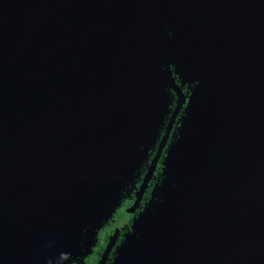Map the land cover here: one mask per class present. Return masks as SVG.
Listing matches in <instances>:
<instances>
[{"label":"water","instance_id":"water-1","mask_svg":"<svg viewBox=\"0 0 264 264\" xmlns=\"http://www.w3.org/2000/svg\"><path fill=\"white\" fill-rule=\"evenodd\" d=\"M172 59L198 88L125 263L264 264V0H0V264L141 159Z\"/></svg>","mask_w":264,"mask_h":264},{"label":"flooded vegetation","instance_id":"flooded-vegetation-1","mask_svg":"<svg viewBox=\"0 0 264 264\" xmlns=\"http://www.w3.org/2000/svg\"><path fill=\"white\" fill-rule=\"evenodd\" d=\"M170 65L175 83L184 95L183 101L173 115L177 93L167 84L163 86L166 107L141 159L128 160L123 169H115L104 178L82 213L75 219L62 221L52 233L51 241L24 247L22 255L2 264H126V242L134 234L137 222L147 214L162 218L164 204L170 202L174 184L167 172L176 160L173 152L185 135L189 105L198 88L194 81L179 75L175 59Z\"/></svg>","mask_w":264,"mask_h":264}]
</instances>
